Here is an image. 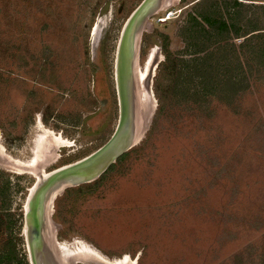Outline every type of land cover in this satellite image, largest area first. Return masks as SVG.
Instances as JSON below:
<instances>
[{
    "label": "rangeland",
    "instance_id": "rangeland-1",
    "mask_svg": "<svg viewBox=\"0 0 264 264\" xmlns=\"http://www.w3.org/2000/svg\"><path fill=\"white\" fill-rule=\"evenodd\" d=\"M204 1L164 0L142 27L134 69L141 133L125 160L50 201L56 255L58 243L78 240L135 264H264V69L258 74L254 61L264 51L242 50L244 38H234L238 30L230 26L229 41L211 57L222 74L241 76L239 94L206 101L181 92L180 60L196 47L186 51L181 35L191 16L226 6L252 14L232 0ZM141 2L0 0L1 255L13 249L22 264H32L25 212L39 172L74 163L112 136L118 44ZM253 13L252 27H264V8ZM46 129L67 142L50 138L52 148L37 146ZM38 154L41 162L27 168ZM83 256L73 264H106Z\"/></svg>",
    "mask_w": 264,
    "mask_h": 264
},
{
    "label": "water",
    "instance_id": "water-1",
    "mask_svg": "<svg viewBox=\"0 0 264 264\" xmlns=\"http://www.w3.org/2000/svg\"><path fill=\"white\" fill-rule=\"evenodd\" d=\"M162 2L163 0H142L123 27L115 64L119 119L112 136L96 151L74 163L54 169L46 175L39 172V179L30 193L25 212L26 237L32 264H38L42 253L39 250L41 236L51 243V232L46 219L48 204L54 196L69 187L97 179L136 143L139 105L134 69L138 42L142 27L160 9ZM48 246L52 248V244Z\"/></svg>",
    "mask_w": 264,
    "mask_h": 264
},
{
    "label": "trees",
    "instance_id": "trees-1",
    "mask_svg": "<svg viewBox=\"0 0 264 264\" xmlns=\"http://www.w3.org/2000/svg\"><path fill=\"white\" fill-rule=\"evenodd\" d=\"M203 1V0H201ZM213 0H205L204 2L211 4ZM260 1V0H255ZM262 1V0H261ZM199 2V1H198ZM232 2L238 6H246L252 12V14H237V12L231 11V9L226 6L227 2H224L225 9L230 16H234L235 19L240 16L244 19L245 23L240 24L235 21H229L223 17L224 12L220 9L207 8L204 10H197L196 15L191 16L190 23L185 24L181 28V35L186 36V51L190 47H195V52L192 53L190 58H181L182 67L178 71V83L181 84L179 90L185 93H191L193 95H202L208 101V97L213 95L218 96L221 101L225 99L229 101L230 99L236 98L239 94V89L242 88L243 80L241 76L235 73V76L229 77L224 73H221V64L219 60L215 63L212 61L211 57L214 53L222 48L226 41H229V31L228 28L233 26L238 30L234 38L240 39L244 38L240 42L239 47L243 50L250 49L253 51H264V27H252V21L254 20L255 13L254 10L264 8V3H246L238 0H232ZM197 3V2H196ZM236 7V6H234ZM256 12V11H255ZM252 15V17H251ZM217 16L221 17L218 18ZM241 31V32H239ZM227 33V35H226ZM225 40V41H224ZM208 44V46L206 45ZM213 47V48H212ZM237 45L232 44V48L236 49ZM212 48V49H210ZM251 63L247 62L249 69H247L249 79L252 75V57H250ZM216 60V59H215ZM257 63L259 74L264 69V56L259 57V62ZM251 64V65H250ZM242 63H240V67ZM246 72V73H247ZM254 73V71H253ZM247 80V77H246ZM222 94L225 96L223 97ZM234 94V96H232ZM236 95V96H235ZM232 96V97H230ZM230 97V98H229ZM229 98V100H228ZM208 104V102H206ZM206 104V105H207ZM207 107V106H206ZM129 152L124 153L117 159V163L122 162L127 158ZM113 167L108 168L111 170ZM106 171H109V170ZM105 171V172H106ZM21 263L20 258L15 254V251L7 250L6 253L0 254V264H19ZM22 264V263H21Z\"/></svg>",
    "mask_w": 264,
    "mask_h": 264
},
{
    "label": "bare ground",
    "instance_id": "bare-ground-1",
    "mask_svg": "<svg viewBox=\"0 0 264 264\" xmlns=\"http://www.w3.org/2000/svg\"><path fill=\"white\" fill-rule=\"evenodd\" d=\"M164 1V0H163ZM163 3V2H162ZM162 6V5H161ZM161 8V7H160ZM97 30L94 32L96 33ZM139 78V77H138ZM138 80V79H137ZM140 130H139V127L137 129V134H136V138H135V141L137 142L138 140V137L140 135ZM42 134V133H41ZM50 138H53L54 140H56L58 143H66L67 140H65L63 138V136L61 134H53L52 132H50L49 129H46L44 131V134L41 135L40 137H38V140H37V146H40V145H43L44 144V148L46 149L47 147H50L52 148V143L51 145H48L49 144V139ZM53 142V141H52ZM54 147V146H53ZM39 148V147H38ZM39 150V149H37ZM36 151V150H35ZM40 151V150H39ZM39 153V152H37ZM41 153V152H40ZM57 154V153H56ZM7 157V156H6ZM10 158V157H9ZM54 158V157H53ZM57 158V157H56ZM11 159V158H10ZM9 159V160H10ZM41 159H42V156L40 154L38 155H35L34 158L29 161L27 168H32L31 166L33 165V167H35L34 165H38V163L41 162ZM16 160L14 161H11V162H14V165H18V166H24L26 165L25 163H23V161H16L18 163L15 162ZM57 161V160H56ZM16 163V164H15ZM24 164V165H23ZM47 170L43 171L44 175H46L48 172H46ZM39 177V175H37ZM39 179V178H38ZM49 205V204H48ZM49 238V236H48ZM69 245V244H68ZM67 244H60L58 243V249H59V252L62 256V258L64 260H70V261H73L76 257H80L82 254H84L85 256L83 257H86L88 259H92V260H95V258H99L102 262L106 263V264H135L136 262L131 259L128 255H125L121 258H115V259H109L105 256H103L101 253H99L96 249H94L93 247H91L89 244L85 243L84 241H75V243L71 246H68ZM70 248H73V250L75 251L74 255L76 256L75 258L73 256H69L68 254V251ZM59 254V255H60ZM68 262V261H67ZM74 262V261H73ZM71 263V262H70ZM65 264V262H64Z\"/></svg>",
    "mask_w": 264,
    "mask_h": 264
},
{
    "label": "flooded vegetation",
    "instance_id": "flooded-vegetation-1",
    "mask_svg": "<svg viewBox=\"0 0 264 264\" xmlns=\"http://www.w3.org/2000/svg\"><path fill=\"white\" fill-rule=\"evenodd\" d=\"M41 240H42V242H41V245L39 246V250H40V252H42L41 253L42 256L39 255L38 264H64V262H65V264H73V261L74 262L76 261V260H73V261L64 260L58 249H57L58 255H56L55 251L53 249L54 247L49 248L48 244H51V243L49 242L48 239H46L44 236L43 237L41 236ZM29 257H30V252H29ZM30 260H31V258H30Z\"/></svg>",
    "mask_w": 264,
    "mask_h": 264
},
{
    "label": "built area",
    "instance_id": "built-area-1",
    "mask_svg": "<svg viewBox=\"0 0 264 264\" xmlns=\"http://www.w3.org/2000/svg\"><path fill=\"white\" fill-rule=\"evenodd\" d=\"M159 19H161V18H159Z\"/></svg>",
    "mask_w": 264,
    "mask_h": 264
},
{
    "label": "clouds",
    "instance_id": "clouds-1",
    "mask_svg": "<svg viewBox=\"0 0 264 264\" xmlns=\"http://www.w3.org/2000/svg\"><path fill=\"white\" fill-rule=\"evenodd\" d=\"M167 16H168V14H167Z\"/></svg>",
    "mask_w": 264,
    "mask_h": 264
}]
</instances>
